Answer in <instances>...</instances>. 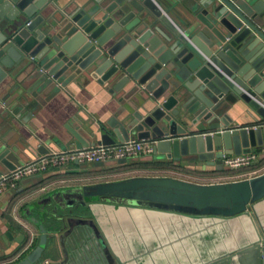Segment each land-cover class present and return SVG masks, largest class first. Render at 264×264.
Segmentation results:
<instances>
[{"label": "water", "instance_id": "1", "mask_svg": "<svg viewBox=\"0 0 264 264\" xmlns=\"http://www.w3.org/2000/svg\"><path fill=\"white\" fill-rule=\"evenodd\" d=\"M60 1L0 0V88L12 79L0 93L1 174L15 170L25 151L5 124L23 112L28 121L82 73L113 96L123 93L122 104L141 93L154 108L124 117L123 110L121 120L100 128V138L69 129L76 149L138 139L152 144L157 159L216 167L225 156L264 146V0H66L51 13ZM241 106L251 118L246 126L229 114ZM263 199L264 173L220 185L134 177L59 190L28 206L40 239L17 264H120L87 217L99 201L234 217L250 215ZM256 248L264 254V246ZM47 250L62 259L44 263Z\"/></svg>", "mask_w": 264, "mask_h": 264}, {"label": "crops", "instance_id": "2", "mask_svg": "<svg viewBox=\"0 0 264 264\" xmlns=\"http://www.w3.org/2000/svg\"><path fill=\"white\" fill-rule=\"evenodd\" d=\"M59 4L51 13L61 10L67 1L61 0ZM23 78L22 75L18 80ZM11 82L12 79H8L6 85L0 88V93L5 92ZM130 88L131 85H128L123 92H128ZM122 94L113 96L90 73H82L60 93L40 105L28 121L25 120L26 112L20 119L11 118L4 129H12L9 134L11 140L21 144L25 150L19 162L27 164L42 156L39 152L41 146L49 152L61 149V145L74 148V138L69 129L84 132L85 138L90 131H95L100 138L98 131L108 128L111 118L121 120L127 114H145L146 110L154 108L152 104L144 106L146 98L141 93L122 104ZM123 110L125 114L122 117ZM246 110L245 106H241L229 113L236 126L250 124L251 118ZM200 128L192 130L198 133ZM254 152L258 160L251 167L238 171L226 170L224 165L208 166L199 160L182 158L177 162L155 156L153 159L148 157V162L136 161L119 167L146 166L144 163H147L162 168H145L152 171L143 173L148 174L142 175L144 177L170 178L196 185H220L263 174L264 146L257 147ZM77 166L69 163L65 168L25 178L16 188L0 194V264H17L25 252L30 253L37 247L40 239L38 228L26 216L28 206L36 200L59 190L111 181L104 172L83 171ZM231 174L245 177L229 179ZM34 177L40 179L36 181ZM10 190L14 193L7 194ZM91 208L87 217L95 222L120 264H214L228 257H231L230 261L216 264H264V254L256 248L258 244L264 246V242L259 243L264 238V199L254 205L250 215L234 217L196 216L150 206L135 207L125 202L113 204L99 201ZM61 259L60 251L47 250L43 261L59 262Z\"/></svg>", "mask_w": 264, "mask_h": 264}, {"label": "built area", "instance_id": "3", "mask_svg": "<svg viewBox=\"0 0 264 264\" xmlns=\"http://www.w3.org/2000/svg\"><path fill=\"white\" fill-rule=\"evenodd\" d=\"M152 144L142 140H131L113 146L94 145L82 149L52 151L39 156L27 164L17 167L6 174H0V194L14 189L23 179L42 175L51 169L65 168L69 163H106L118 162L130 157L152 154ZM258 160L255 152L239 156H225L224 165L232 171L251 167Z\"/></svg>", "mask_w": 264, "mask_h": 264}, {"label": "rangeland", "instance_id": "4", "mask_svg": "<svg viewBox=\"0 0 264 264\" xmlns=\"http://www.w3.org/2000/svg\"><path fill=\"white\" fill-rule=\"evenodd\" d=\"M68 149H73L71 147H68ZM148 157H152L150 155H143V156H136V157H130L128 159V164L130 163H136V161L138 162H148L147 158ZM25 161V160H24ZM24 164V162H19L18 165L22 166ZM221 165H224L223 161H220ZM73 165V164H72ZM80 170H90V171H95V172H104V175H108L110 176V178L108 180H111L109 182H118V181H123L126 179H130L132 177H136V176H140V177H144L142 175H148V174H143V173H147L146 171H152V170H146L143 168H138V166H122L119 167L118 163L116 162H106V163H81L77 166ZM224 169L229 170V168L227 166L224 165ZM145 171V172H143ZM232 176H229L231 178L229 179H242L245 176L242 175H238V176H233V174H231ZM40 178H36L34 177L33 180H39ZM14 190H10L7 192V194H13ZM2 204H4V202H2Z\"/></svg>", "mask_w": 264, "mask_h": 264}, {"label": "trees", "instance_id": "5", "mask_svg": "<svg viewBox=\"0 0 264 264\" xmlns=\"http://www.w3.org/2000/svg\"><path fill=\"white\" fill-rule=\"evenodd\" d=\"M144 165H146V166H138V168H143V169H145V168H162V166H149L150 164H148L147 165V163L145 164L144 163Z\"/></svg>", "mask_w": 264, "mask_h": 264}]
</instances>
